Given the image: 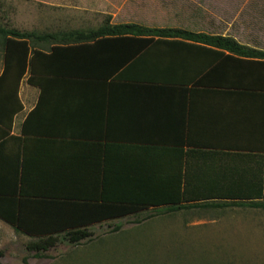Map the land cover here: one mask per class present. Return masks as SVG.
<instances>
[{
	"label": "crops",
	"instance_id": "crops-1",
	"mask_svg": "<svg viewBox=\"0 0 264 264\" xmlns=\"http://www.w3.org/2000/svg\"><path fill=\"white\" fill-rule=\"evenodd\" d=\"M212 54L170 40L147 47L117 76L46 75L31 84L27 72L18 113L7 79L0 196L145 207L106 224L166 211L170 198L264 203V89L207 79ZM4 69L0 43V77Z\"/></svg>",
	"mask_w": 264,
	"mask_h": 264
},
{
	"label": "rangeland",
	"instance_id": "rangeland-1",
	"mask_svg": "<svg viewBox=\"0 0 264 264\" xmlns=\"http://www.w3.org/2000/svg\"><path fill=\"white\" fill-rule=\"evenodd\" d=\"M109 17L231 37L264 51V0H0V25L21 32L97 29ZM164 211L94 225L90 240H62L42 257L26 249L34 238L0 219V264H264V210Z\"/></svg>",
	"mask_w": 264,
	"mask_h": 264
},
{
	"label": "trees",
	"instance_id": "trees-1",
	"mask_svg": "<svg viewBox=\"0 0 264 264\" xmlns=\"http://www.w3.org/2000/svg\"><path fill=\"white\" fill-rule=\"evenodd\" d=\"M170 40L192 42L206 47L208 52L213 53L212 56H216V67L207 74V79L216 76L218 82L240 88L264 89V51L242 45L231 37L193 33L180 28H151L133 23L112 25L110 17L97 29L58 33L21 32L0 25V43L5 49V69L0 77V89L7 79L15 81V113H18L22 109L18 98L19 87L27 72L32 74L31 84H35V77L46 75L70 78H86L93 74L117 76L124 66L137 60L147 47ZM38 45L45 48L50 46L51 50L48 53L38 51ZM6 134L2 131L0 141ZM25 200L0 196V219L16 231L34 238L35 241L29 243L26 249L40 257L57 247L62 240L74 245L90 240L93 225L135 215L145 208L112 203L93 205L87 202ZM184 202L170 198L164 212L175 214L231 208L264 210V203L238 201L183 205ZM135 223L139 224L138 219ZM121 229V225L115 227L116 232ZM2 255L0 253V257ZM24 263L27 264V259Z\"/></svg>",
	"mask_w": 264,
	"mask_h": 264
}]
</instances>
